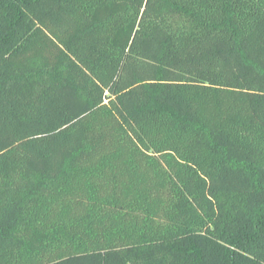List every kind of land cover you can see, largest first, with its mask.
Instances as JSON below:
<instances>
[{"label":"trees","instance_id":"1","mask_svg":"<svg viewBox=\"0 0 264 264\" xmlns=\"http://www.w3.org/2000/svg\"><path fill=\"white\" fill-rule=\"evenodd\" d=\"M0 264H264V0H0Z\"/></svg>","mask_w":264,"mask_h":264}]
</instances>
